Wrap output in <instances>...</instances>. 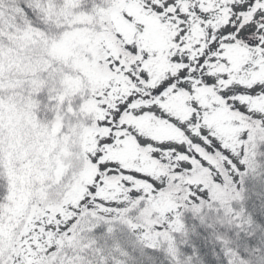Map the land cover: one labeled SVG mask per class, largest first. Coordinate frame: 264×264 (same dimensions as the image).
<instances>
[{
	"label": "snow or ice",
	"instance_id": "snow-or-ice-1",
	"mask_svg": "<svg viewBox=\"0 0 264 264\" xmlns=\"http://www.w3.org/2000/svg\"><path fill=\"white\" fill-rule=\"evenodd\" d=\"M0 264H264V0H0Z\"/></svg>",
	"mask_w": 264,
	"mask_h": 264
}]
</instances>
